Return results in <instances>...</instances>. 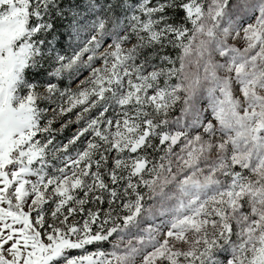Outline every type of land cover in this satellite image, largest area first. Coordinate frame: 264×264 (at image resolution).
Returning <instances> with one entry per match:
<instances>
[{"label":"snow or ice","instance_id":"obj_1","mask_svg":"<svg viewBox=\"0 0 264 264\" xmlns=\"http://www.w3.org/2000/svg\"><path fill=\"white\" fill-rule=\"evenodd\" d=\"M0 264H264V0H0Z\"/></svg>","mask_w":264,"mask_h":264},{"label":"rangeland","instance_id":"obj_2","mask_svg":"<svg viewBox=\"0 0 264 264\" xmlns=\"http://www.w3.org/2000/svg\"><path fill=\"white\" fill-rule=\"evenodd\" d=\"M71 134V129H69L68 131L65 132V135H70ZM73 254H78V252L76 250H73Z\"/></svg>","mask_w":264,"mask_h":264}]
</instances>
